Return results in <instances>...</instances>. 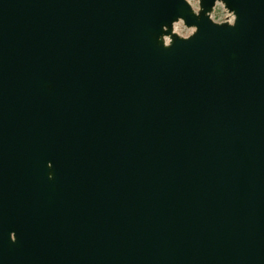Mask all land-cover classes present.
Returning a JSON list of instances; mask_svg holds the SVG:
<instances>
[{
  "label": "water",
  "instance_id": "water-1",
  "mask_svg": "<svg viewBox=\"0 0 264 264\" xmlns=\"http://www.w3.org/2000/svg\"><path fill=\"white\" fill-rule=\"evenodd\" d=\"M0 264H264V0H0Z\"/></svg>",
  "mask_w": 264,
  "mask_h": 264
},
{
  "label": "rangeland",
  "instance_id": "rangeland-1",
  "mask_svg": "<svg viewBox=\"0 0 264 264\" xmlns=\"http://www.w3.org/2000/svg\"><path fill=\"white\" fill-rule=\"evenodd\" d=\"M192 2L196 3L199 5V0H191ZM215 17H217L219 20H228V19H233L232 14H230L225 7L223 6L222 3H217L214 12L212 13ZM175 28L177 32L183 33V34H188L192 31H194L193 28H188L184 25L183 21H179L175 23Z\"/></svg>",
  "mask_w": 264,
  "mask_h": 264
}]
</instances>
